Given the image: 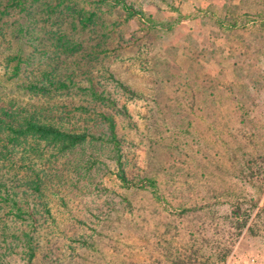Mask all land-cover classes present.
<instances>
[{
	"label": "rangeland",
	"instance_id": "obj_1",
	"mask_svg": "<svg viewBox=\"0 0 264 264\" xmlns=\"http://www.w3.org/2000/svg\"><path fill=\"white\" fill-rule=\"evenodd\" d=\"M79 12L85 28L63 30L74 53L54 50L55 25L32 46L0 15V120L88 135L62 152L0 130V264H195L212 243L233 246L224 264H264V0L63 8Z\"/></svg>",
	"mask_w": 264,
	"mask_h": 264
},
{
	"label": "trees",
	"instance_id": "obj_2",
	"mask_svg": "<svg viewBox=\"0 0 264 264\" xmlns=\"http://www.w3.org/2000/svg\"><path fill=\"white\" fill-rule=\"evenodd\" d=\"M3 1H7V3L6 5H4V8L2 7L3 9L0 10V15L4 17L14 18L13 21L15 20V24L18 25V37L26 38L29 43L32 42V46H38L35 45L39 41L36 39L37 37L35 38V36L33 35L32 28L37 26L38 24H44V26L51 24L57 27L58 32L49 33V38L55 41L54 50L56 52L74 53L78 50L79 47L77 45H72L71 38L68 37L67 34H65L63 31L64 26H74L77 23L85 28L87 19L82 14V12H79L77 14H74V12L70 15L66 14L67 16L63 15V8L70 5L71 2H74L76 0H0V7L3 5ZM41 5H43V8ZM36 6H39V8L41 7L40 12H35ZM125 8H127L126 11L128 10L127 13L130 17H134L135 15L143 16V14L141 13L134 12L131 7ZM43 9L44 12H42ZM18 13L24 14V19H26V21L20 22L19 18L16 16ZM68 19H71V21H68ZM230 24L231 25L229 27L232 28L237 26L236 21H230ZM56 56L59 55L56 54ZM51 84L54 83L51 82ZM57 86H59V88H63L65 84L62 83V85ZM105 119L107 122V131L111 136L115 146L118 147L119 142L117 140L115 122L111 116H105ZM0 125V130L2 131L6 130L13 133L19 132V134L31 139L39 138L41 140L54 142L59 145L62 152L82 143L88 137L86 133H70L62 131L61 129L52 125L39 124L32 121H26L24 126L13 127L11 125L3 124V121L0 120ZM118 178L126 187H129V185L133 184L127 180L126 175L123 173V171L119 173ZM145 182L151 189L152 195L158 197V189L155 181L149 179ZM134 185L141 190L145 189V185L143 183H134ZM256 207L257 204L251 205V208L253 209H255ZM184 212H191V209H185ZM250 217L251 214L249 213V211L242 210L239 205L234 209V212L232 216H230V218L233 221L232 224H234L235 228L237 229L236 236H241L242 232L248 229ZM208 247L210 252L205 251L206 247H195V253H197L199 256L202 255V252L204 253L203 256L199 257L197 263L195 264H224L228 256L231 254L233 246H228L227 244L212 243ZM203 260L207 261V263H202ZM186 262L187 258L185 257L182 261V264H186Z\"/></svg>",
	"mask_w": 264,
	"mask_h": 264
}]
</instances>
